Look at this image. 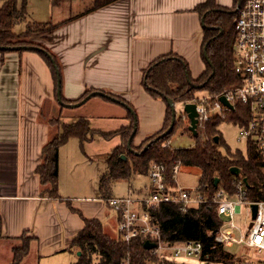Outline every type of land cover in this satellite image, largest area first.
I'll list each match as a JSON object with an SVG mask.
<instances>
[{"label": "crops", "instance_id": "crops-1", "mask_svg": "<svg viewBox=\"0 0 264 264\" xmlns=\"http://www.w3.org/2000/svg\"><path fill=\"white\" fill-rule=\"evenodd\" d=\"M53 1L51 19L45 23L58 26L50 42L40 43L57 58L62 98L75 101L91 90L110 93L132 104L141 131L135 147L160 132L166 104L153 100L145 91L143 72L153 61L170 54L187 63L192 79L204 72L202 17L196 8L207 0ZM210 2L227 11L235 6L228 8L229 0ZM26 22L32 23L27 16ZM58 117L63 123L85 118L89 128L91 124L113 122L110 129L90 128L102 134L117 132L129 124L124 107L100 97L78 107L60 106L50 68L36 52L0 54V251L5 256L1 264L11 260L14 244L10 242L24 234L31 241L22 264H54L61 253H78L65 250L83 227L80 215L98 220L104 234L118 239L117 215L113 212L111 217L105 203L118 197L104 198L99 182L96 187L88 184L83 191L76 185L74 188L84 197L67 196L60 189L61 182L58 199L42 194L47 186L41 185L36 168L42 162L43 147L58 134L57 125L52 124ZM120 144L119 139L116 147ZM85 156L91 160L89 154ZM132 176L130 179H134ZM149 189L145 184L127 194L142 197ZM114 229L117 237L112 235Z\"/></svg>", "mask_w": 264, "mask_h": 264}, {"label": "trees", "instance_id": "trees-1", "mask_svg": "<svg viewBox=\"0 0 264 264\" xmlns=\"http://www.w3.org/2000/svg\"><path fill=\"white\" fill-rule=\"evenodd\" d=\"M0 4V48L38 47L51 56L60 73L56 56L39 42H50L58 25L26 22L25 30L18 35L14 33L13 28L18 22L26 20V0H0ZM219 10L222 9L210 0L196 8L204 25L215 28L203 29L204 41L201 53L205 64L204 72L198 78L192 79L188 65L181 57L173 54L160 57L143 72L142 85L150 96L164 102L166 98H169L175 104L194 103L196 92L203 91L216 96L239 84L238 77L233 70V16ZM204 51L210 64L204 59ZM4 53L6 52L0 51V54ZM36 53L50 68L56 89V75L50 59L40 52ZM92 92L94 91H86L75 101H66L62 96L61 99L65 104H76ZM102 93L119 100L122 107L129 109L127 117L129 124L117 132L102 134L90 130L88 120L85 118H78L70 123L56 122L58 134L43 147L42 162L36 168L41 185L47 186L42 191L43 195L51 199L59 198L58 152L70 138H77L83 144L91 141L95 134L105 139H110L116 134L121 144L107 157L105 170L99 179V190L104 198L109 196L104 195V191L109 190L112 183L128 181L132 175L136 174L146 176L149 165L157 163L164 166L167 178L171 176L172 168L176 164L182 167L197 168L199 178L196 188L208 198L218 189H223L232 195L234 182L242 180L247 186L249 200L264 201V163L255 145L247 146L245 158L239 150L231 151L224 144L217 129L222 121L245 124L248 113L243 106H237L234 111L227 114L224 120L213 118L206 122L197 130L198 136L194 138L195 145L187 149H171L170 146H165L174 132L175 124L169 135L158 138L170 124L171 113L166 106L162 130L146 138L138 147L131 144L132 151L130 152L126 143L135 123L137 128L135 111L120 97L107 92ZM214 137H218L217 143L213 141ZM121 156H125V160H122ZM233 169H237L238 172L234 174ZM216 179L218 180L217 186L214 185ZM149 215L151 223L159 225L162 242L180 240L199 242L203 249L200 258L202 263L234 264L233 256L214 242V235L219 229L220 222L213 206L202 205L182 212L173 205L162 204L151 209ZM80 218L83 227L65 250L80 252V256L72 264H163L153 255L152 251L144 249L145 239L142 237L124 243L104 234L98 220L86 219L81 215ZM22 237L23 235L15 240H21ZM30 241L31 238L27 237L20 246L12 247V257L8 264H22L28 255Z\"/></svg>", "mask_w": 264, "mask_h": 264}, {"label": "built area", "instance_id": "built-area-1", "mask_svg": "<svg viewBox=\"0 0 264 264\" xmlns=\"http://www.w3.org/2000/svg\"><path fill=\"white\" fill-rule=\"evenodd\" d=\"M232 10L234 73L239 84L216 96L208 94L199 97L192 103L197 113V128L213 118L224 120L237 106H243L247 110L248 119L245 124L237 123L238 138L255 145L264 163V0H237ZM221 97L225 98L231 108L220 101ZM165 146H169V142ZM179 168L180 164L174 165L171 176L167 178L163 165L151 163L147 175L150 186L148 194L137 197L129 193L125 197L105 200L107 207L118 218V240L129 243L134 238L142 237L145 241L155 243L156 248L151 250L152 253H160V258L166 263L167 255L200 261L203 249L199 242H162L159 225L151 223L149 212L162 204L173 205L182 212L208 205L215 208L220 222L214 242L225 251L233 245L239 246L237 254L230 253L234 264H264V260H254L252 256L264 251V201L249 200L247 186L242 180L234 182L232 195L218 189L210 198L201 194L197 188H181L176 181ZM252 205L256 206L254 219L251 218ZM243 207L251 218L245 234L233 223L234 216L240 214ZM222 218L229 221L223 222ZM233 230L239 231V238H236Z\"/></svg>", "mask_w": 264, "mask_h": 264}, {"label": "rangeland", "instance_id": "rangeland-1", "mask_svg": "<svg viewBox=\"0 0 264 264\" xmlns=\"http://www.w3.org/2000/svg\"><path fill=\"white\" fill-rule=\"evenodd\" d=\"M64 2L65 0H61ZM230 3H227L226 6L228 8L233 7L234 0H229ZM53 0H26L25 4V12L26 16L29 18V21L32 23H45L50 21L51 14L53 11ZM1 5V4H0ZM235 5V4H234ZM234 8V7H233ZM232 8V9H233ZM25 22H18L13 31L16 34H21L25 30ZM234 34V30H233ZM40 42V41H39ZM42 44V43H41ZM44 46V44H42ZM235 66V60L233 62V67ZM234 70V69H233ZM208 95L206 92L200 91L195 93V99L193 102L199 98ZM160 102L161 104L165 105L164 101L161 99H154ZM132 105V104H131ZM133 106V105H132ZM139 107L142 104L138 105ZM148 109L147 107H143V110ZM175 129L173 134L171 135L169 141V146L171 149H187L191 148L195 145V139L192 137L191 133L188 131V119L186 115L183 113V103L175 104ZM137 119V130L136 134L133 138L132 144L137 145L138 140L140 138L139 125L140 120L138 119L139 115H137V111L134 109ZM56 122L63 123L60 117L56 119L53 124ZM99 127H106L110 129L114 126L113 122L103 124L98 123L96 125H92V128ZM90 127V128H91ZM199 127L197 128V130ZM218 131L220 132L224 144L231 150H239L242 155L246 158L247 156V146L250 143L248 140H239V128L238 125L233 121H222L218 126ZM176 130V131H175ZM103 131V129H102ZM105 132H109L112 130H104ZM152 136V134L150 135ZM149 136V137H150ZM94 138L93 142L90 145H84L85 143H80L77 138H70L66 144L60 147L58 152V182L61 191H64L67 196L69 197H84L85 195L83 192H78V189L74 188L76 185L81 187L83 191L85 186L88 184H93L94 187L97 186V182H99L100 177L102 176L105 170V161L107 157L111 154L114 150L116 145L118 144V140L120 139L118 135L112 136L110 139L103 138L102 136L95 134L92 136ZM147 138V137H146ZM145 139V138H143ZM167 143V142H166ZM91 153H93V157H91ZM85 154H89L91 160L85 158ZM132 178L128 181H121L120 185L111 184L110 189L104 191V195H113V197H123L128 195L127 192L129 190L138 189L141 186L149 185V180L145 176L141 175H133ZM199 178V171L197 168L194 167H186L180 166L179 172L177 174V183L181 188L187 189H196L197 181ZM62 187V188H61ZM47 188V187H46ZM111 211V210H110ZM111 217H113L114 213L109 212ZM223 222H228L229 220L226 218H222ZM251 218L247 215V211L244 207L241 209L240 214H236L233 218V223L237 226L240 231L245 234L246 228H248L250 224ZM227 229H230L228 226ZM113 237H117L115 233V229L111 231ZM235 233L236 238H239L240 233L238 230H233ZM27 238L24 234L22 239L14 240L10 242L14 244V246H20L23 240ZM239 246L233 245L230 248H227L226 251L231 254H237L239 252ZM155 257L158 258L159 261H162L160 258V253L153 254ZM77 253H72L71 255L68 253H61L59 256H56V261L54 264H70L71 262L75 261L77 258ZM254 260H264V251L260 254H252ZM168 263L169 264H205L197 259L189 258V257H179V258H172L171 256L167 255ZM5 258L2 251H0V264L2 260ZM8 259V258H6ZM8 263V262H7ZM53 264V263H52Z\"/></svg>", "mask_w": 264, "mask_h": 264}, {"label": "water", "instance_id": "water-1", "mask_svg": "<svg viewBox=\"0 0 264 264\" xmlns=\"http://www.w3.org/2000/svg\"><path fill=\"white\" fill-rule=\"evenodd\" d=\"M215 11H218V10H215ZM219 11H222V12H225V13H228V14H231L233 15L234 11L231 10V11H227V10H219ZM201 24H202V28L203 29H215V28H212V27H206L203 23V21H201ZM220 35V33H219ZM32 51V52H40L42 54H44L45 56H47L53 67H54V71H55V75H56V100L58 102V104L62 107H78L82 104H84L85 102H87L89 99L91 98H94V97H100V98H103L105 100H108L109 102H112L114 104H117V105H120V106H123L119 100L109 96V95H106L102 92H99V91H95V92H92L90 94H88L84 99H82L80 102L76 103V104H65L62 99H61V77H60V73L56 67V65L54 64V60L51 58V56L49 54H47V52L45 50H42L38 47H14V48H0V51H5V52H14V51ZM204 59L206 60V62H208L207 60V57L205 56V51H204ZM208 64H210L208 62ZM220 101L225 105L227 106L228 108H231V106L226 102L225 98L224 97H221L220 98ZM165 104L166 106L169 108L170 110V113H171V120H170V124H169V127L167 128V130L161 134L158 138H162L164 136H167L170 134V132L172 131L173 127H174V124H175V103L173 100L169 99V98H166L165 99ZM127 111H129L128 108L124 107ZM132 113V112H131ZM183 113L186 115L187 119H188V131L191 133L192 137L193 138H196L198 136L197 134V113L195 111V105L192 104V103H186L183 105ZM136 123L134 124V127H133V130L131 132V134L129 135L128 139H127V143H126V147L127 149L131 152L132 149H131V144H132V141H133V138L136 134ZM213 141L215 143L218 142V137H214ZM145 150V148L143 149ZM121 159L122 160H125V156H121ZM232 172L234 174H236L238 172L237 169H233ZM218 184V180L216 179L214 181V185L217 186ZM255 214H256V206L255 205H252L251 206V218L254 219L255 218ZM156 248V244L155 243H152V242H149V241H145L144 243V249L147 250V251H151V250H154ZM77 256H80V253L78 252L77 253Z\"/></svg>", "mask_w": 264, "mask_h": 264}]
</instances>
